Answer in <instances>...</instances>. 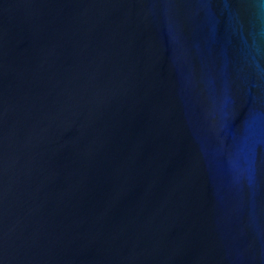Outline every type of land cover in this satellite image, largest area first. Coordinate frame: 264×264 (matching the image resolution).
Listing matches in <instances>:
<instances>
[{
    "label": "water",
    "instance_id": "obj_1",
    "mask_svg": "<svg viewBox=\"0 0 264 264\" xmlns=\"http://www.w3.org/2000/svg\"><path fill=\"white\" fill-rule=\"evenodd\" d=\"M0 264H264V0H0Z\"/></svg>",
    "mask_w": 264,
    "mask_h": 264
}]
</instances>
